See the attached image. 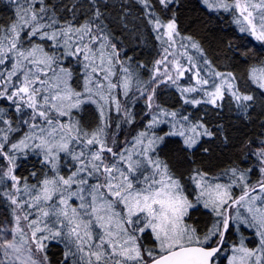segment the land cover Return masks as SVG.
I'll return each mask as SVG.
<instances>
[{"label":"snow or ice","instance_id":"obj_1","mask_svg":"<svg viewBox=\"0 0 264 264\" xmlns=\"http://www.w3.org/2000/svg\"><path fill=\"white\" fill-rule=\"evenodd\" d=\"M13 2L16 4L15 17L0 29V65L11 63L6 75L0 73V85H3L0 97L11 101L18 113L28 109L31 115L21 121L28 131L16 142L10 141L9 134L19 129L13 128L11 121L0 115V124L6 126V130L0 127V160L6 161V167L0 168V182L5 178L12 182L15 195H6L13 205L35 209L38 215L28 224L35 252L28 240L22 239L17 243L14 235L12 240L0 244L4 260L48 264L46 255L34 257L44 253V240L62 237L67 241L66 247L74 245L76 249L72 252L69 248L65 258L80 254L79 261L83 264H215V258L222 251L225 232L233 222H237L256 230L259 247L246 248L241 241L239 247H233V256L228 264H264V140L253 153L260 163L261 179L256 185H250L246 173L236 168L230 170L235 179L228 184H212L207 173L194 170L190 179L199 190L196 202L203 201V206L210 208L217 217L213 227L201 238L196 228L185 223V217L195 205L168 163L155 155L156 146L164 136L150 134V130L167 121L152 115L148 130L138 132L130 147L114 151L115 139L109 146L106 110L110 111L114 104L117 113L122 111L120 101L112 92L122 88L123 94L128 96L132 79L129 69L123 67V61L119 59L117 45L105 32L101 8L107 4L97 6L92 0V15L83 23H73L76 18L73 15V20L61 24L55 9L44 0H24L23 4L20 0ZM139 2L150 8V0ZM158 2L166 8L171 0ZM36 3L41 6L35 7ZM204 3L209 8L238 10L247 23L241 31H249L257 40L264 41V0H259V3L235 0L234 4L225 3V0H204ZM249 8L259 11L258 26ZM146 15L150 17L148 22L154 31H163L168 40L175 43L174 37L179 33L174 15L166 23L151 12ZM236 22L241 23L239 19ZM187 39L191 40V37ZM192 47L197 48L198 45L193 43ZM69 57H75L77 61L82 58L85 70L82 91L72 87L73 73L63 67V60ZM117 63L121 64L124 75L119 83H113L112 78L117 75L113 69ZM161 63L162 60L156 61L158 65ZM177 68L179 75H183L179 65ZM212 75L220 80L213 83V91L202 87L209 84V80L203 78L197 69V86L181 89V96L203 91L206 102L219 107L227 92L246 113L254 96L240 91L231 72H213ZM249 77L253 84L264 90V61L250 69ZM155 83L153 76L149 84ZM8 85H11V90ZM141 95L146 96L149 109L159 107L154 104L155 88L145 87ZM89 102L97 106L100 116V123L91 132L84 130L72 117L74 109H80ZM184 102L199 105L204 101L185 98ZM160 111L172 118L171 131L165 135L182 137L188 149L193 148L201 136L213 135L203 123H193L187 115L164 109ZM3 112L4 109L0 108V113ZM123 114L131 123L132 113L125 108ZM62 117L67 119L61 120ZM77 146L79 151L75 150ZM28 149L36 151L42 157L41 165L52 172L51 176L45 173L37 184L29 185L26 178L15 175L16 154L25 153ZM61 153L73 161L75 170L67 176L60 174ZM106 153L110 154L111 162ZM36 175L32 173V176ZM90 178L97 182L89 184ZM22 179L27 200L19 198ZM234 186L242 187V194L238 197L232 194ZM73 197L80 201L76 207L70 204ZM241 208L247 215L241 214ZM230 209H235L236 215L233 216ZM31 215L32 212L28 211L23 217L15 216L17 227L13 232L23 236L24 230L19 227L21 218L27 221ZM146 232L151 233L154 241L151 248L141 243V236ZM214 237H219V240L216 246H210L209 242ZM73 264L77 261L74 260Z\"/></svg>","mask_w":264,"mask_h":264},{"label":"trees","instance_id":"obj_2","mask_svg":"<svg viewBox=\"0 0 264 264\" xmlns=\"http://www.w3.org/2000/svg\"><path fill=\"white\" fill-rule=\"evenodd\" d=\"M23 2L24 0H20L21 4ZM44 2L55 9L57 19L61 24L73 20V15L76 17L73 23L81 24L92 15V0H44ZM251 2L259 3V0H251ZM105 3L107 7L101 8L104 13L105 32L117 45L119 59L123 61V67L129 69L132 79L128 96H125L120 89H114L112 92V95L119 101L122 97H126L122 99V102L125 108L132 113V122H127L122 111L117 113L113 104L110 111L106 110L109 124L106 129L108 137L113 133H117L120 137L130 134L136 136L138 132L148 130L147 125L152 115H158L160 119L167 122L160 123L150 130V134L164 136V140L156 146L155 155L168 163L191 199H194L196 192L190 177L194 175L196 169L207 173L219 182H231L235 177L232 176L230 170L236 168L246 173L250 185L257 182L260 178V165L253 153L264 140V90H260L251 82L249 72L253 66H259L260 62L264 61V41L257 40L249 31H241V27H247V23L243 21L239 11L234 8L227 11L223 8H209L204 0H171L166 8L158 0H150V8H145L139 0H95L97 6ZM225 3L234 4V0H225ZM34 6L39 8L41 5L36 3ZM15 10L16 4L13 0H0V29L8 25L15 17ZM253 11L258 26L260 13L258 10ZM148 12H151L154 17H159L162 23H166L174 15L179 35L183 43H186L182 56L192 69H200L204 77L211 76L213 72L233 74L240 91L251 94L255 98L253 102H249L251 106L246 113L239 109L227 92L224 99L219 102V107L207 102L199 105L185 103L181 96L182 85L180 83L186 82V77L181 78L178 85L167 83L158 87L156 101L159 107H156L153 112L147 111L145 96L144 98L133 97L131 93L134 90L150 86L149 81L153 78L156 61L162 54L163 36L161 31L153 30V25L148 22L150 17L146 15ZM238 19L241 23L236 22ZM188 37H191V40L187 39ZM193 43L198 47L193 48ZM45 47H48L47 43ZM189 57L192 59L189 60ZM63 67L69 68L73 73L70 81L72 87L77 91H82L85 71L82 58L81 61H77L75 57L66 58L63 60ZM10 69L11 63L9 62L0 65V73L4 75ZM113 71L117 75L112 80L114 83H119L124 75L122 66L116 64ZM2 87L3 85H0V88ZM8 87L11 90V85ZM0 108L4 109L0 115L5 120H10L13 128L19 129L9 134L10 141H18L28 131L27 126L21 121L29 118L30 110L24 109L22 113H18L12 102L3 97H0ZM161 109L187 115L193 123L198 121L203 123L213 135L201 136L199 142L193 148L188 149L182 137L165 135L171 131L172 118L161 114ZM72 117L79 121L84 130L89 132L100 123L97 106L90 102L82 105L80 109H74ZM66 119L61 118V120ZM117 124L120 125L119 129H117ZM0 127L6 130L3 124H0ZM129 144L126 143L125 146L130 147ZM78 149L77 146L75 150L78 151ZM16 155L18 158L15 174L17 177L26 178L29 185L37 184L44 178L45 173L52 175L49 168L41 165L42 157L36 151L28 149L25 153ZM72 165L71 158L61 153L60 174L68 175L70 171H74ZM2 167H6V161L0 160V168ZM33 172L37 174L35 177L32 176ZM94 180L96 183L97 180ZM8 183L6 178L0 182V219L2 216L6 217L11 214L8 198L1 193V188L10 186ZM23 183L24 179L19 185L21 192H23ZM238 191L240 189L233 190V196ZM24 209L25 212L32 210ZM36 218V212H32L29 222ZM188 219L200 230L201 235H205L215 224V219H211L203 207L191 210ZM239 234L242 235L241 230ZM228 238L232 239L231 234ZM215 239L214 237L211 245L216 241ZM52 240L61 244L54 246ZM43 243L46 245L45 254L48 264H73L76 259V256L71 255L65 258V252L69 248L64 244L62 237L44 240ZM147 243L146 241L145 245ZM217 264H228L227 257L220 254Z\"/></svg>","mask_w":264,"mask_h":264},{"label":"rangeland","instance_id":"obj_3","mask_svg":"<svg viewBox=\"0 0 264 264\" xmlns=\"http://www.w3.org/2000/svg\"><path fill=\"white\" fill-rule=\"evenodd\" d=\"M234 2H235V0H234ZM249 11H253V10H251L249 8ZM253 15H254V11H253ZM254 23H256L255 20H254ZM177 32H178V29H177ZM161 34L163 36V41H162V44H161V46H162V54H161V56L159 57L158 60H162L163 63H161L159 65L156 64L155 71H154V75H153L156 78V83L155 84H151L149 86L150 89L151 88H155V97H154V104L155 105H157V101H156L157 100V98H156L157 89L161 85H164V84H167V83L178 85L180 79L183 78V77H186V80L187 81L186 82L185 81H182L180 83V85H182V88L181 89L187 88V87H196L197 86L196 85L195 72H196V70L198 68L197 69H192L189 66L187 60L184 59L183 56H182V54L184 52V49L186 47L184 44H186V43H183V40L180 37V35L175 36L174 37L175 43H172V42H170L168 40L167 36H165L163 34V31H161ZM165 49H168V51L165 52ZM117 64H119V63H117ZM119 65L121 66V64H119ZM177 65H179V71H182L183 72V75H179ZM189 69H191V71ZM200 75L203 78L209 80V84L202 86L204 89H206L208 91H213V87H212L213 83H219L220 82L219 77H215L213 75L206 76V74H205L206 77H204L203 76L204 74L201 73V71H200ZM169 76L172 77L171 80H169ZM173 81H175V83H173ZM116 83H118V82H116ZM116 89H120V90L123 91L122 88H116ZM143 89L144 88H141L139 90L138 89L137 90H134L131 94L133 95V97H142V98H144V96L141 95V92L143 91ZM125 98L122 97L121 98V101H120V104L122 105V112H123V109H125V105H124V102H122V99H125ZM185 98H187L189 100H191V99H198V100H201V101H204V102L207 101V97L204 95V92L203 91H198V92H195V93H185L184 96H183V99H185ZM155 108L156 107H153L152 109H149L148 108L147 111L153 112L155 110ZM171 122H172V119H171ZM133 137H135V136H133L132 134H130L129 136H124V137L122 136V137H120L119 135H117V133H113V134H111L108 137L109 146H112V140L115 139L116 144L113 147V150L114 151H120L123 148L127 147V145L125 146L126 143L127 144L130 143L129 145L131 146V142H132L131 140L133 139ZM79 150L80 149H78V151ZM105 155H106V158L109 160V162H111L110 154H107L106 153ZM258 164L260 165V163H258ZM69 174L70 173H68V175ZM65 176H67V175H65ZM94 179L95 178H90L89 179V182H91L92 184H95V180ZM260 179H261V174H260L259 180ZM7 180L9 181L8 184L10 186H7V187L4 186L3 188H1V193H3L8 198V196L6 195V193H11V194L15 195V192H14V190L12 188V182L9 179H7ZM100 180H101V182H103V177H101ZM215 181L216 180L209 179V182L212 183V184H215V183H222V184L231 183V182H225V181L224 182H219L218 180L216 182ZM91 183H89V184H91ZM256 183L257 182H255V183H253L251 185H256ZM193 184H194V182H193ZM75 187L76 186L74 185L73 186V190H75ZM236 189H240V191H238L236 195H239V194L242 193V187H240V186H234L232 188V194H233V190H236ZM185 192L188 195L186 189H185ZM198 192H199V190L196 188V195H198ZM258 192H259V190L257 191V193ZM262 195H264V194H262ZM19 198H21L23 200H27L28 199V196H26V195L24 196V193L21 192ZM189 199L193 202L194 205L196 204V200L195 199L193 200V199H191V197H189ZM7 201H8V203L11 206L10 207L11 214L10 215H7L6 217L5 216H2V218L0 219V244H3L6 240H12L13 236L15 235V238H16L17 243H20V241L22 239L23 240H28L29 241V244L31 245V247L33 249V251L35 252V243L31 241V231L32 230L28 227L29 219L26 221L23 218H21V221H20V224H19V227L24 230V237H22L21 234H19V233H14L13 232V229L17 227L16 221H15V216L19 215V216L23 217V215L26 213L25 212V209L24 208L21 209V208L17 207L16 205H13L9 199ZM79 203H80V201L77 198H75V197H73L72 200L70 201V204L73 207L78 206ZM200 203H202V206H203V201H201ZM14 209H15V212H14ZM206 209H207L206 211L210 215L211 219L214 218L215 219V223H216L217 217H216L215 213H213L210 208H206ZM241 209H243V208H241ZM117 210H119V208H117ZM190 210H189V213H190ZM30 211L31 212H36V210H33V209L30 210ZM240 212H241L242 215H247V213L245 212L244 209L241 210ZM3 213H5V212H3ZM189 213H188V215H189ZM36 214L38 215L37 212H36ZM231 214L233 216L236 215L235 209H232ZM188 215L185 217V223L188 224V225H190V226H192V227H194V228H196L195 225H192L191 224L192 221H190L188 219ZM233 224H234V227H233V232H234V230L237 231V225H240V224H238L237 222H233ZM241 225H243V227H244V229L241 231L242 232V235L241 236L239 235L240 237L237 239L238 240L237 243H233L234 245H231L225 251L226 257H227V261H229V258L233 256V247L234 246L235 247H239L240 244H241V241H243V245L246 248L256 249V248L259 247V241L258 242H255V240L259 239V237L256 235V230L254 228L248 227L247 225H244V224H241ZM196 229H197L198 235H200V237L203 238L204 235H201L200 234L201 232H200V230L198 228H196ZM217 239H218V237L216 238V241H217ZM212 240L209 243H211ZM146 241L148 243L145 245ZM52 242H53V245L54 246H57L58 244H61L60 242L54 241V240H52ZM249 242L251 244H253L255 242V245H252L251 246V244ZM141 243H142L143 246L148 247V248H151V247L154 246V241H153V238H152L150 232H146V233L142 234V236H141ZM64 244L65 245L67 244V241L66 240H64ZM68 248H71V251L72 252H75L76 251L74 245H68ZM24 255L26 256L27 253L25 252ZM42 255H46L45 254V250H44V253H38V254H36V256L34 258H40ZM79 255L80 254H77L76 255V259L75 258L74 259H75V261H77V264H83V262L79 261ZM237 255H239V254H237ZM23 258L24 257L22 256L21 259H23ZM0 261H3V264H21V261L20 260H14L12 262H9L7 260H4V258H3V249H0ZM217 261H218V258L215 260V264H217Z\"/></svg>","mask_w":264,"mask_h":264},{"label":"flooded vegetation","instance_id":"obj_4","mask_svg":"<svg viewBox=\"0 0 264 264\" xmlns=\"http://www.w3.org/2000/svg\"><path fill=\"white\" fill-rule=\"evenodd\" d=\"M208 178L209 179H212V180H214L213 178H211L210 176H208ZM217 181V180H216ZM215 181V182H216ZM259 181V180H258ZM258 191V190H257ZM195 192H196V187H195ZM242 194V193H241ZM241 194H239V195H235V197H238V196H240ZM196 196L197 195H195V197H194V199L196 200ZM193 199V200H194ZM199 207H203L202 206V203H197L196 202V204H195V207L194 208H192L191 210H197ZM204 208V207H203ZM206 209V208H205ZM190 210V211H191ZM207 210V209H206ZM241 210H243V209H240V211ZM230 212H232V209H230ZM233 227H234V224L232 223V225L230 226V228H229V230H228V232H227V235H226V239H225V241H224V244H223V247H222V251L219 253V255L221 254L222 256H226V253H225V251L228 249V247H230L231 245H234L233 243H237V239L241 236L240 234H239V232H240V230L242 231L243 229H244V227H243V225H237V231L236 230H234V232H233ZM231 234V236H232V239H229L228 237H229V235ZM240 235V236H239ZM235 236V237H234ZM215 238H217V237H215ZM216 240V239H215ZM217 240H219V237H218V239ZM259 241V239H257V240H255V242H258ZM216 242L217 241H215V242H213L212 243V245H211V243H210V246H213V245H216ZM255 242L253 243V244H251L250 242V244H251V246L252 245H255ZM219 255L215 258V260L219 257Z\"/></svg>","mask_w":264,"mask_h":264},{"label":"water","instance_id":"obj_5","mask_svg":"<svg viewBox=\"0 0 264 264\" xmlns=\"http://www.w3.org/2000/svg\"><path fill=\"white\" fill-rule=\"evenodd\" d=\"M257 190H259V189L257 188ZM228 230H229V229H228ZM228 230L225 232V239H226V235H227ZM225 239H224V241H225ZM223 244H224V243H223ZM223 244L221 245V248L223 247ZM213 246H216V245H213Z\"/></svg>","mask_w":264,"mask_h":264}]
</instances>
